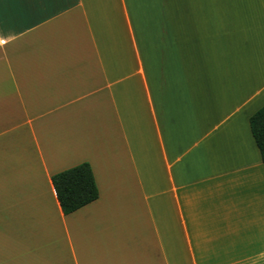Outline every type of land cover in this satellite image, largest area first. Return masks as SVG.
<instances>
[{
    "label": "crops",
    "instance_id": "1",
    "mask_svg": "<svg viewBox=\"0 0 264 264\" xmlns=\"http://www.w3.org/2000/svg\"><path fill=\"white\" fill-rule=\"evenodd\" d=\"M263 105L264 0H0V264H264Z\"/></svg>",
    "mask_w": 264,
    "mask_h": 264
},
{
    "label": "trees",
    "instance_id": "2",
    "mask_svg": "<svg viewBox=\"0 0 264 264\" xmlns=\"http://www.w3.org/2000/svg\"><path fill=\"white\" fill-rule=\"evenodd\" d=\"M249 128L260 158L264 162V105L248 119ZM57 202L63 214L71 213L98 197L89 163L82 162L51 176Z\"/></svg>",
    "mask_w": 264,
    "mask_h": 264
}]
</instances>
